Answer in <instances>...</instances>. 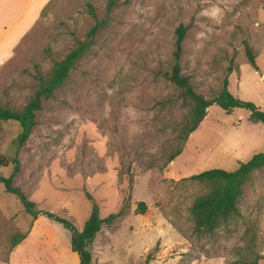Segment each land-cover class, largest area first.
I'll list each match as a JSON object with an SVG mask.
<instances>
[{"label":"rangeland","instance_id":"obj_1","mask_svg":"<svg viewBox=\"0 0 264 264\" xmlns=\"http://www.w3.org/2000/svg\"><path fill=\"white\" fill-rule=\"evenodd\" d=\"M6 1L7 27L19 19L10 34L18 42L0 64V107L22 109L38 75L96 23L101 27L66 86L44 102L21 148L14 143L20 123L0 120V160L7 161L0 174L11 175L17 156L15 185L79 229L92 211L88 193L102 217L123 210L97 234L92 264H233L258 254L264 264V167L245 183L240 215L213 234L195 230L191 211L210 190L192 176L235 171L264 152V124L247 108L212 104L182 153L165 165L187 112L167 76L178 26H187L182 70L198 92L214 97L232 67L230 91L264 110V0H114L111 9L110 0H47L39 14L41 0H28L26 14L27 0ZM19 233L27 237L13 247ZM0 264H80L70 229L44 213L35 219L1 180Z\"/></svg>","mask_w":264,"mask_h":264},{"label":"trees","instance_id":"obj_2","mask_svg":"<svg viewBox=\"0 0 264 264\" xmlns=\"http://www.w3.org/2000/svg\"><path fill=\"white\" fill-rule=\"evenodd\" d=\"M113 3L114 0H110V9ZM100 27L101 23H96L88 32L87 38L79 41L62 59L56 61L46 76L38 75L40 80L39 86L22 109L0 107V120L17 121L21 125V131L14 140L17 148H21L28 141L37 124V114L43 108L44 102L53 99L66 86L78 63L91 50ZM186 32L187 26L184 24L178 26L176 30L174 62L167 76L181 89L179 101L182 107L187 109V112L185 120L180 122L175 128L176 135L173 139L176 147L168 156L165 165L172 162L182 153L190 134L199 127L207 115L208 108L212 104L217 103L227 111H232L236 107L247 108L253 121L264 124V110L260 106L253 101L241 99L230 91L229 74L233 71L232 67H229V72L224 78L222 88L214 97L207 98L196 90L191 78L183 73L181 66L183 42ZM246 51L249 62L253 67L258 69L256 55L249 44L246 47ZM12 160L15 166L11 175L5 176L0 174V180L5 183L7 191L15 194L21 200L27 212L31 213L35 219L44 213L69 228L71 231L72 249L79 254L80 264H92L91 245L97 234L102 229L103 224H112L123 213V210L102 217L99 204L94 200V196L88 193V197L93 201L92 211L84 227L79 229L70 218L39 208L37 202L31 200L20 186L15 185V177L20 170V160L17 156ZM0 165L6 166L7 161L1 159ZM262 167H264V152H258L248 161L241 162L235 171L213 168L194 174L192 176L193 179L210 186V190L206 194L197 197L191 207L195 230L199 233L213 234L218 227L227 224L235 216H239L241 213L240 199L244 194V185L251 175ZM139 208L144 212L146 202L140 201ZM26 237L27 233L14 235L12 246L15 247ZM260 258L261 256L258 254L251 259H238L233 264H260Z\"/></svg>","mask_w":264,"mask_h":264},{"label":"crops","instance_id":"obj_3","mask_svg":"<svg viewBox=\"0 0 264 264\" xmlns=\"http://www.w3.org/2000/svg\"><path fill=\"white\" fill-rule=\"evenodd\" d=\"M46 1L47 0H41L38 14L39 12H41L42 4L44 6ZM11 5H12L11 2L8 3L6 0H4V3L2 4V0H0V64L6 61L12 55L13 47L18 42V39L13 41L12 38L10 37V34L12 33L13 28H16L18 26V25L16 26L15 24L17 21H19V19L12 25L10 24L9 27H7V25L9 24H7L6 22L7 17L11 15L10 12L12 11V8H9ZM28 10L29 8H28V0H27L25 7V14L28 12Z\"/></svg>","mask_w":264,"mask_h":264}]
</instances>
